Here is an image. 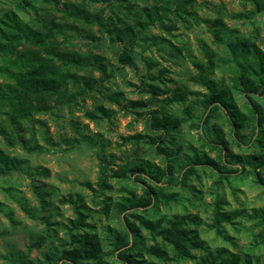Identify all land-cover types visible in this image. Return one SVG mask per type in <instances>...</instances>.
Returning <instances> with one entry per match:
<instances>
[{
	"label": "trees",
	"instance_id": "16d2710c",
	"mask_svg": "<svg viewBox=\"0 0 264 264\" xmlns=\"http://www.w3.org/2000/svg\"><path fill=\"white\" fill-rule=\"evenodd\" d=\"M0 6V138L9 147L19 146L26 153L39 152L32 135L25 137L29 130L27 122L34 117L52 114L61 105H68L77 96L86 93L105 94L108 101L117 104L120 93L104 92V79L110 77L104 59L101 55L68 49L59 41L66 32L85 33L89 38L96 39L88 27L105 28L108 40L117 45L115 59L121 66H132V46L135 43L150 42L155 46H164L173 58H178L180 50L171 45L164 37L148 35V29L154 25L167 29L165 21L169 18L181 22H189L193 17L191 8L194 0H77L62 3V22L54 18L44 19L34 5L35 0H7ZM58 2V0H55ZM251 5L246 15H237L248 19L254 14L264 12V0H242ZM96 5L106 6L108 11L96 8ZM25 11L31 15L21 18L17 11ZM119 15L125 16L121 19ZM214 43L222 45L226 57L214 59V54L203 49L205 64L193 63L196 75L195 84L203 87L204 93H197L196 103L201 114L197 117L195 126L205 128L207 137L200 136L202 145L215 152L213 157L206 152L198 153L188 147L190 155L184 153L181 159L173 153L169 146L176 142L175 133L184 120L191 117L194 107L183 108L181 119L172 117L164 106L174 102H182L186 91L177 87L170 91V97L162 100L159 110H150L152 96L159 90L146 83L149 99L128 101V107L133 112L136 109L146 110L145 132L131 135L124 140H132L134 146L139 142L146 145L154 156L163 157L161 167L151 164L147 159L138 157L134 151V159L123 166L119 172L106 175L105 169L100 170L96 189L89 183L84 186L92 192L101 193L110 189L108 177L128 180L131 186H121L125 193L113 204V209L122 213L127 209L155 207L158 202L164 204L174 200V193H164L165 188H179L187 192H197L188 184L191 176H196L197 169H204L215 176L214 185L221 186L222 181H228L231 176L251 175L254 180L264 186L261 174L264 173V146L261 143L264 124V51L249 39L237 35L235 29L228 28L219 18L205 21ZM218 62V63H216ZM231 63L235 73L230 79V86L210 79L215 66ZM98 73L95 78L92 72ZM104 92V93H103ZM234 93L241 98V105L236 103ZM220 114L229 127V134L238 143L253 146L250 154H236L229 147L221 127L208 125L209 120ZM86 118L99 120L109 119L113 111L101 105L94 106L86 112ZM36 122L40 121L37 119ZM81 140L88 142L90 138L78 134ZM99 147V141H94ZM174 160L177 163H174ZM24 162L11 157L0 149V176L22 171ZM37 176L46 177V170L35 169L28 175L29 187L35 197L40 212L46 210L47 199L51 192L44 190V183ZM165 181L164 186L157 184ZM136 183L141 185L138 187ZM136 188L140 193L137 194ZM79 199L67 202L74 206ZM222 200L214 199L211 203L210 227L221 235L222 224H232L233 219L244 216L254 220L259 228L254 235L256 244H264V208L226 212L221 209ZM74 219H69L65 226L68 237L67 245L51 246L40 261L29 259L27 254H8L6 264H109L108 255H112L120 264H159L168 261L182 262L196 260L195 264H251L247 254L240 255L220 247L210 250L199 238L190 225H198L196 215H173L170 219L152 221L142 214L131 213L123 215L121 230L106 227L108 235V252L102 250L99 236L88 230L87 214L78 205ZM112 206L102 203L101 210L108 215ZM25 210V214L40 221L45 230L37 235L28 245V249H40L46 242L49 230V216H40ZM128 217L135 219L138 225L130 222ZM10 222L11 219H9ZM165 222V223H164ZM164 223V225H162ZM141 229L157 236L161 245H146L141 236ZM223 238H228L223 236ZM167 247L170 249L168 251ZM193 251H200L196 257ZM140 253L154 258L157 263L138 259ZM257 264V263H256ZM264 264V262L262 263Z\"/></svg>",
	"mask_w": 264,
	"mask_h": 264
},
{
	"label": "rangeland",
	"instance_id": "374dc122",
	"mask_svg": "<svg viewBox=\"0 0 264 264\" xmlns=\"http://www.w3.org/2000/svg\"><path fill=\"white\" fill-rule=\"evenodd\" d=\"M76 2L77 0H35L34 5L44 19L54 18L62 22V3ZM263 1V0H262ZM13 7L11 1L0 0ZM96 8L108 9L104 5H96ZM251 10V5L242 0H194L191 12L193 17L189 22H181L169 18L165 21L167 29H161L154 25L148 29V35L164 37L171 45L180 50L178 58H173L164 46H155L148 43H135L132 46V66H121L116 62L115 51L117 45L112 44L105 28L98 29L96 26L88 27L96 39L89 38L81 32H66L59 41L68 49H74L82 53L92 52L101 55L104 59L107 72L110 77L104 79L102 84L106 88L104 92L120 93L118 103L114 104L107 100L105 94L86 93L77 96L76 100L68 105L64 104L54 110L52 114L39 115L27 122L29 130L25 137L32 135L34 142L41 147L39 152L26 153L19 146L9 147L0 138V149L11 157L21 159L24 164L22 171L13 172L7 176H0V264H6L8 254H27L29 259L40 261L51 246L67 245L68 237L65 226H69L67 220L74 219L78 205L83 204L87 209H80L86 213V223L89 228L81 229L96 233L102 242V250H110L106 227L121 230L122 217L131 213L142 214L144 217L156 221L167 220L173 215H196L198 225H190L196 229L199 238L210 249L220 247L227 248L240 255L247 254L251 264L264 262V244H256L254 235L259 228L254 220L239 216L233 219L232 224H222L221 235L209 226L211 219V203L214 199L222 200L221 209L226 212L243 210L250 212L251 209L264 208V186L257 183L251 175H233L228 181H222L221 186H215V176L204 169H197L196 176H191L188 184L197 192H187L179 188H165L164 193H174V200L164 204L158 202L155 207L146 208L144 212L140 208L127 209L118 213L113 204L125 196L120 191L121 186H131L128 180L108 177L107 183L110 189L100 194L92 192L84 186L89 183L96 189V182L100 170L105 169L106 175L119 172L125 164L134 159V151L138 157L147 159L151 164L161 167L164 164L163 157L154 156L146 145L141 142L134 146L132 140L125 138L143 134L145 132L146 110L136 109L133 112L128 107V101H145L149 99L146 83L157 87L159 90L151 98L150 110H159L163 105L162 100L170 97V91L179 87L186 91L187 95L182 102L166 104L164 111L172 117L181 119L182 110L186 106L194 107L191 117L184 120L175 133L176 142L169 146L177 159L185 154L190 155L188 147L196 152H206L213 157L211 152L202 145L200 136L207 137L209 133L205 128L195 126L197 117L201 114L196 99L197 93H204L203 87L195 84L192 80L196 75L193 63L205 64L203 49H208L214 54V59L226 57L222 45L213 42L205 21L221 19L230 29H235L237 35L254 42L259 49L264 51V12L254 14L250 18H242ZM24 19L29 18L28 12L17 11ZM241 15V16H237ZM121 19L125 16L119 15ZM218 63V62H216ZM235 66L231 63L220 64L212 69L210 79L230 86V79L235 73ZM92 75L97 78L98 73ZM103 92V93H104ZM236 103L241 105V98L234 93ZM101 105L113 111L109 119L90 120L86 118V112L92 111L94 106ZM264 107V106H263ZM39 120L36 122L35 120ZM216 124L221 127L230 149L236 154H250L253 146L238 143L229 134V127L221 115H214L208 125ZM261 143L264 146V124ZM78 134L90 138L88 142L81 140ZM99 141L102 147L95 144ZM174 163H177L174 160ZM35 169L46 170V177L37 176L44 183V190L50 191L47 199L48 206L40 212L37 201L33 196L28 175ZM264 180V173L261 174ZM165 181L157 184L164 186ZM136 183V186H140ZM137 194L140 193L136 188ZM77 200L75 205L67 201ZM110 203L112 206L108 215H104L102 203ZM38 213L40 216H49L48 238L44 245L36 249H28L29 243L40 234L44 233L45 226L36 219H31L25 214V210ZM12 222H10V220ZM128 220L135 225L137 221L131 217ZM165 223V222H164ZM164 223L162 225H164ZM141 236L146 245H161L157 236L141 229ZM226 236L228 238H223ZM168 251L170 250L167 247ZM196 257L200 251H193ZM138 259H146L157 263L154 258L147 257L144 253L139 254ZM115 258L108 255L106 261L109 264H120L113 261ZM196 260L182 262L168 261L159 264H195Z\"/></svg>",
	"mask_w": 264,
	"mask_h": 264
}]
</instances>
